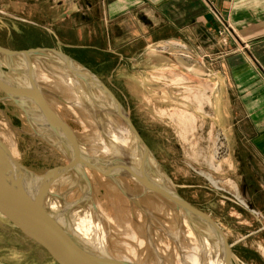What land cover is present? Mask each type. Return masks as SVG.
I'll return each instance as SVG.
<instances>
[{"label":"rangeland","instance_id":"rangeland-1","mask_svg":"<svg viewBox=\"0 0 264 264\" xmlns=\"http://www.w3.org/2000/svg\"><path fill=\"white\" fill-rule=\"evenodd\" d=\"M96 3L0 0V45L15 50L56 48L85 65L128 111L168 183L222 228L234 254L233 264H264V210L245 198L237 166L229 159L223 121L216 117L219 93L215 95L213 78L203 64L206 57L192 55L176 40H134L142 32L133 19H124L118 33L116 22L106 19L105 8ZM43 57L31 59L42 93L72 127L83 149L92 153L95 140L105 135L106 119L94 104H77L78 98L60 76L37 67ZM0 58L4 74L6 70L10 74L8 58ZM12 76L29 81L24 71ZM25 104L30 113L0 87V138L19 162L43 175L67 164L73 153L69 145H57L33 100L26 98ZM30 120L49 130L45 137L36 133ZM87 169L91 183L77 181V168L52 184L51 199L59 207L70 205L66 213L72 224L96 202L109 255L126 264H182L186 251L198 245L173 202L144 193L130 176L119 175L125 187L121 190L109 176ZM54 193L61 194L59 200ZM0 264L58 263L0 213Z\"/></svg>","mask_w":264,"mask_h":264},{"label":"crops","instance_id":"crops-1","mask_svg":"<svg viewBox=\"0 0 264 264\" xmlns=\"http://www.w3.org/2000/svg\"><path fill=\"white\" fill-rule=\"evenodd\" d=\"M96 4L105 8L106 19L116 22L118 33L124 19H133L142 32L134 40H176L192 55L206 57L203 64L213 78L215 95L219 93L216 117L223 121L229 159L237 166L245 198L264 210V0H97ZM223 26L229 28L227 44L220 33Z\"/></svg>","mask_w":264,"mask_h":264},{"label":"water","instance_id":"water-1","mask_svg":"<svg viewBox=\"0 0 264 264\" xmlns=\"http://www.w3.org/2000/svg\"><path fill=\"white\" fill-rule=\"evenodd\" d=\"M47 52H51L55 56L75 66L79 64L88 72L87 77L94 82L95 87L106 93L115 102L119 113L125 118L133 131L138 145L143 147L145 156L152 163L150 170H147L145 167L134 169L130 171L131 175L150 184V188L161 194L164 198L175 203L188 214L196 216L205 222L220 239L221 248L227 256L226 264H233L234 254L222 228L211 215L193 206L168 183L162 175L159 164L152 154L151 149L131 120L128 111L115 94L91 70L72 56L56 48L34 47L15 50L0 45V57L6 58L23 57L31 61L33 57L47 54ZM29 79V82H31L30 86L25 84L16 88L11 85H5L0 77V87L9 98L15 99L18 105L27 113H30L31 110L26 108V98L33 100L34 103H38L39 105L35 106L34 109L38 113L41 112L46 125L53 132L55 131L59 134L55 128V124L64 126L62 121L52 107L43 103L42 96L40 100H36L40 90L36 85L34 74ZM65 128L68 132L69 139L67 138L65 140L64 137L63 141L66 145L72 146L71 149L76 150L77 153H74L69 158L67 164L49 169L43 175H38L30 171L24 164L19 162L13 156L5 142L0 138V213L11 224L17 227L24 236L45 249L58 264H126L119 259L99 252V250L78 238L72 229L75 228L76 223L74 222L72 224L71 219L67 218L66 212L69 207L63 208L57 206V209H53V203L56 202L51 199V186L59 176H63L73 169H76V157H78L80 162L78 164L79 168L89 167L108 175L96 163L90 161L86 154L85 158L82 156L80 150L81 144H79L77 138L75 139V133L67 125ZM61 138L63 139V137ZM158 176L162 178V183H159L155 179Z\"/></svg>","mask_w":264,"mask_h":264},{"label":"bare ground","instance_id":"bare-ground-1","mask_svg":"<svg viewBox=\"0 0 264 264\" xmlns=\"http://www.w3.org/2000/svg\"><path fill=\"white\" fill-rule=\"evenodd\" d=\"M40 56H44L45 58L43 57L39 59V63L37 62V67L39 66L46 70H51L55 74L60 76L64 80L63 82H65L68 89H71V91L74 92L73 95L75 96V98L76 99L78 98L76 101L77 104L88 105L89 107H90V104L91 105L94 104L96 109L101 110V114H103V117L106 119L105 125L107 126V129L104 132L105 133L104 137L100 135L99 138L95 140V141H98L97 144L103 145L102 149L101 150L98 149L100 145L97 146L96 144L94 145V149L92 148V153H87L83 149V146H81L80 150H81L82 156L85 158V154H86L89 160L92 161L93 163H96L100 169H103L104 172L108 174V175L106 174L104 175L109 176L113 181H115L116 185L121 190H124L125 187L121 179L119 178L120 177L119 175H126V176L132 177L136 183H139L140 185H142L144 189V193L155 194V196H158L159 198H163L161 194H159L158 192L150 188L149 186L150 184L145 183L143 180L135 178L133 177V175H131L130 171H133L134 169H141L142 167H145L147 170H150L152 168V163L150 159L145 156L143 147L138 145L137 139L133 131L129 127L125 118L119 113L118 107L115 104V102L106 93L102 92L101 90L95 87L94 82L91 81L87 77L88 72L83 67H81L79 64L75 66L65 61L64 59L55 56L51 52L49 53L47 52V54L40 55ZM46 58L47 59L49 58V59L47 60ZM1 60H3V58H0V77L2 81L5 83V85H11L16 88L21 87L25 84L29 86L31 85V82H29L30 79L29 81L27 80L28 81L27 82L24 79L16 80L12 76V72L14 74L17 72L24 71L25 74H27L30 78L32 74H34V70H33L34 66L31 61L25 59L26 62L20 63L19 61L16 60V58H8L6 59V62L8 63L10 74H7V70L5 71V74H4L5 69L2 68ZM1 74L4 76V79H3V76H1ZM43 78L46 79V77H43ZM36 85L38 86L40 90L39 96L38 98H36V100L37 99L40 100L42 96L43 103L46 105L47 104L49 105L48 100L43 94L44 90L42 89L41 85L39 84L37 80H36ZM10 100L13 101L14 104L16 105L18 104L15 99L10 98ZM38 105H39L38 103H35V106H38ZM54 112L59 117V119L62 121L65 127L67 125L69 128L72 129V127L68 125V122L63 117H61L57 111L54 110ZM39 114L43 116L41 112H39ZM109 114H111L112 117ZM33 120H30V121H31V124L34 126L33 128H35L34 130L36 131V133L42 137L43 136L45 137V134L48 133L49 130L42 129L40 127L41 125H39L41 123L37 124L39 126H36L35 124H33L32 122ZM96 123H98L99 125L100 122L97 121ZM64 126L60 124L59 125L55 124V128L57 129L60 135L57 134V132L52 131L51 136H53V139L54 138L56 139L57 145L58 144H60L61 146L66 145L64 144L63 140H64V137H65V140H67L68 132L65 130L66 128ZM61 137H63V139ZM76 138L77 137H75V139ZM71 151L73 155L74 153H77L76 150L71 149ZM11 153L13 154L14 157L16 156L13 149H11ZM15 158L18 159L17 156ZM79 163L80 162L78 160V157H76L75 165H76V170L78 168V172H79L77 181L80 180L81 182L83 181L87 183L90 182V177L88 174L87 167H84V168L81 167L82 168L81 169L79 168V165H78ZM80 169L81 171H79ZM60 177L61 176H59V178ZM155 179L159 181V183L163 182L160 176L156 177ZM214 184L216 185L217 181H214ZM90 190H91V187H90ZM88 192L89 191H87L86 193L87 195L89 194ZM54 194H55L54 195L55 198L57 199L58 197L61 196L60 193H59L60 195L57 193H54ZM81 202L84 203V200H82ZM57 206L58 205L56 203H53V209H57ZM174 206L176 210H180L181 212H183L182 216L184 217V222L188 225V228L190 229L189 234L192 235L194 237V240H196V242L198 243V245L192 246L190 250L186 251L183 260H181L183 261L182 264H226L227 256L224 254V251L221 248V245H220L221 242L218 236L207 226L205 222L201 221L196 216H192L188 214L185 210H183L182 208H179L175 203H174ZM98 210H99V207L97 203L96 202L93 203V207L91 211L89 213H86L84 217L78 218L75 228H72V229L75 235L81 240L85 241L86 244L99 250V252L101 253L109 255L107 251L108 249V245H107L108 240L106 236L107 234L104 232L102 228V224L98 222L96 218L97 217L96 214Z\"/></svg>","mask_w":264,"mask_h":264},{"label":"built area","instance_id":"built-area-1","mask_svg":"<svg viewBox=\"0 0 264 264\" xmlns=\"http://www.w3.org/2000/svg\"><path fill=\"white\" fill-rule=\"evenodd\" d=\"M216 16H217V18L222 19L221 15H220L219 13H216ZM220 33H221V35H223V42L227 44V43H228V33H229V28L223 26V27L221 28Z\"/></svg>","mask_w":264,"mask_h":264}]
</instances>
